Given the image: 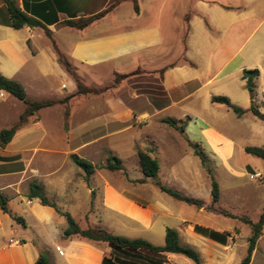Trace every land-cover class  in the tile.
Wrapping results in <instances>:
<instances>
[{
	"label": "crops",
	"instance_id": "obj_1",
	"mask_svg": "<svg viewBox=\"0 0 264 264\" xmlns=\"http://www.w3.org/2000/svg\"><path fill=\"white\" fill-rule=\"evenodd\" d=\"M14 1L43 27L13 28L0 0V73L19 82L32 101L70 98L31 116L0 147V193L9 199L10 211L0 209V235L9 233L0 241V264H36L44 251L51 264H104L106 258L114 264H195L179 254L116 251L104 242L64 238L66 218L28 198L32 181L81 229H103L162 247L171 228L181 245L198 252L201 264H241L239 249L248 251L250 237L240 245L241 232L235 233L239 228L230 220L243 214L230 208L251 203L249 195L239 194L236 181L250 173L264 175V160L246 152L236 155L235 142L204 114L224 116L213 97H235L246 111L240 119L250 114L255 99L241 91L245 70L260 71L264 97V35L247 47L254 27L264 24V0H138L139 13L130 0ZM104 11L84 30L64 24ZM52 40L72 73L104 92L76 95V79L59 62ZM116 75L131 76L116 83ZM20 103L12 96L0 101V132L18 123L25 110ZM166 119H188L185 132ZM249 127L257 137L250 147L264 148V125L249 122ZM192 144L214 162L220 188L216 204ZM140 150L158 160L162 183L201 205L161 192L142 173ZM110 154L122 160L124 170L103 167ZM73 155L98 167L89 185ZM259 201L264 209V189ZM250 264H264V228Z\"/></svg>",
	"mask_w": 264,
	"mask_h": 264
},
{
	"label": "trees",
	"instance_id": "obj_2",
	"mask_svg": "<svg viewBox=\"0 0 264 264\" xmlns=\"http://www.w3.org/2000/svg\"><path fill=\"white\" fill-rule=\"evenodd\" d=\"M8 8L11 23L10 25L15 29H21L23 27L29 26L32 28L35 27H43V25L32 19L31 17L27 16L23 13L16 5L14 0H2ZM122 0H118L119 3ZM133 2L134 10L136 13H139V5L138 0H130ZM116 3V4H117ZM108 11H104L96 16L87 18V19H80V20H73L67 21L64 24L68 27L75 28L78 30H84L96 20L103 18ZM46 34L52 39L51 33L46 30ZM53 41V40H52ZM56 53L59 58V62L66 68V70L71 73L74 78L76 79L78 91L76 95H99L104 90L99 91L90 87L85 86L71 71L70 66L64 61L61 53L56 47L55 42L53 41ZM131 75H116L115 82L119 83L122 80L129 78ZM260 76V71L256 70H245L243 72V79L246 82V89L249 91L252 99L254 98V88L255 82ZM0 90L5 92L7 96H12L13 98L17 99L18 101L22 102L25 105L24 112L20 115L19 121L16 125L12 126L9 129H4L0 132V147H5L7 144L11 142L16 132L24 126L31 116H34L38 112L43 109L54 107L58 104H64L69 100V98L62 100V101H55V100H47V101H32L28 98L27 93L24 87L17 81L8 79L4 77L0 73ZM213 103H218L227 106L229 109H232L233 112L241 118L246 114V111L242 108L233 106L230 103V100L226 97H213ZM250 112L254 115L258 120L264 123V114L259 111V109L252 104L250 108ZM66 120L69 117V110L65 111ZM165 124L169 125L170 127L176 129L180 133H184L186 129V125L188 119L185 121H178L175 119H166L163 121ZM195 151V154L200 158L202 162L203 168L206 170L211 182L212 187V203L216 204L220 200V188L219 184L208 165V159L202 149H200L199 145H191ZM245 152L248 155H251L257 159L264 160V148L259 147H246ZM72 162L76 167H78L84 173V179L86 183L89 185L90 178L98 168L97 166L91 164L90 162L80 159L78 156L73 155L71 157ZM139 165L141 168L142 173L146 178H151L156 181L157 187L160 189L161 192L167 194L171 198L176 201L184 202L188 205H193L199 207L201 205L200 201L188 198L181 193L169 188L164 183L159 180V173H160V165L157 159L153 158L148 151H139L138 153ZM104 168L110 171H122L124 170L122 160L114 155H108L106 159V163L103 166ZM28 198L30 200L38 199L40 200L42 205L50 206L55 208L62 216H64L67 220L68 227L63 233V237L68 239L71 237H80L83 239H87L90 241L96 242H104L109 244L114 250H131V251H138V250H145L150 253L154 254H161V253H170V254H179L183 255L190 260H192L195 264H201V259L198 252L193 249L192 247L183 246L180 244L178 232L174 229L168 228L166 230V237H165V245L162 247H158L153 245L147 240L144 239H130L124 236L113 235L103 229H81L74 218L68 213L61 211L54 202L49 201V199L44 194L42 186L36 182L32 181L29 184V192ZM9 199L0 193V209L2 212L6 214H10L8 208ZM230 218L239 219L234 215H228ZM13 219L18 222L19 224L25 225L24 220L20 217L12 216ZM241 221L248 224L251 229L252 233L249 238V248L247 256L243 259L241 264H250L253 256V252L256 248L257 241L262 234L264 228V212L261 214L259 221L257 223L252 222L248 218H240ZM36 264H51L49 260L48 253L46 251L40 254V259ZM104 264H114L111 261V258H106L104 260Z\"/></svg>",
	"mask_w": 264,
	"mask_h": 264
},
{
	"label": "rangeland",
	"instance_id": "obj_3",
	"mask_svg": "<svg viewBox=\"0 0 264 264\" xmlns=\"http://www.w3.org/2000/svg\"><path fill=\"white\" fill-rule=\"evenodd\" d=\"M256 26L252 30L251 37L249 39L247 47H251L252 45L257 43L262 38V36L264 35V24H262L259 27H256ZM262 64H264V62ZM260 84H261V82L258 79L255 82V88H254V93H253L255 101L252 104L255 105L259 109V111L264 114V106H263L264 97L260 93V89H261ZM96 90H99V89H96ZM99 91H102V90H99ZM241 91H243V92L245 91L244 95L246 97H248V98L251 97L249 91L246 90L245 88H244V90L241 89ZM231 96H233V95H231ZM8 99L10 100V98H8ZM1 101H3V100H1ZM230 103L233 106L238 107L236 105L237 101H235V97L233 99H231ZM22 108H23V104L20 103V109H22ZM221 109H223V111L222 110L221 111H222V114L224 116L221 117V119L219 118V120L206 115V113L204 114V116L206 117V119L210 122V124L214 128H216L218 131H220L221 133L226 135L228 138H231L235 142L236 155H239L240 153H242V155H247L245 153V150H244L245 147L253 146L252 145V144H254L253 142H255V140H257V137H252L251 128L249 127V122H257L261 125H264V123L261 122L260 120H258L257 118H255V116L252 115L251 112L246 117L240 119L233 112V110L229 109L227 106L221 105ZM236 157H239V156H236ZM208 165L214 174V169H215L214 162L212 160H208ZM214 176H215V174H214ZM215 178H216V176H215ZM231 183L234 184L235 181H232L230 179V185H231ZM236 183L240 186L239 194L240 195H247V196L249 195L252 200H251V203L248 204V206L232 207V208H230V210H232L233 212H236V213H241V214H243L242 217L248 218L252 222L257 223L259 221L261 214L264 212V209H262V207H261L262 205L259 201V197L263 193V189H264V175L259 173V172L250 173V174L246 175L245 177H241V176L238 177ZM234 224L239 228V231L235 230V233L238 234L239 232H241V238L242 239L240 241V245H242L244 242H246L248 240V235H249V237L251 236L252 229L248 224L244 223L240 219L237 221L230 220V226H232ZM8 237H9V233H6L3 236L0 235V241L6 240V238H8ZM239 251H240V255L243 258H245L247 256L248 251H247L246 247L245 248L241 247L239 249Z\"/></svg>",
	"mask_w": 264,
	"mask_h": 264
},
{
	"label": "built area",
	"instance_id": "obj_4",
	"mask_svg": "<svg viewBox=\"0 0 264 264\" xmlns=\"http://www.w3.org/2000/svg\"><path fill=\"white\" fill-rule=\"evenodd\" d=\"M6 97H7V94H6L5 92H3V91L0 90V101H1V100H5ZM14 242H15V241L10 240V243H11V244H13Z\"/></svg>",
	"mask_w": 264,
	"mask_h": 264
}]
</instances>
